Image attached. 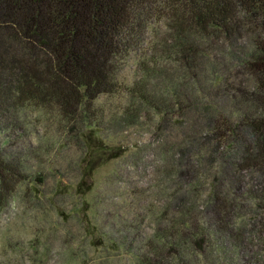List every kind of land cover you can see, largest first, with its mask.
Listing matches in <instances>:
<instances>
[{
  "label": "trees",
  "instance_id": "1",
  "mask_svg": "<svg viewBox=\"0 0 264 264\" xmlns=\"http://www.w3.org/2000/svg\"><path fill=\"white\" fill-rule=\"evenodd\" d=\"M156 23V44L140 62L147 83L132 91L160 115V132L176 119L177 218L170 240L148 241L138 263L207 264L209 245L219 254L222 239L255 236L264 217V0H0V107L32 100L77 126L85 151L75 191L86 194L95 169L126 147L109 146L81 116L118 91L122 59ZM154 78L165 94L154 96ZM163 95L171 100L158 102ZM10 172L0 156V183Z\"/></svg>",
  "mask_w": 264,
  "mask_h": 264
},
{
  "label": "rangeland",
  "instance_id": "2",
  "mask_svg": "<svg viewBox=\"0 0 264 264\" xmlns=\"http://www.w3.org/2000/svg\"><path fill=\"white\" fill-rule=\"evenodd\" d=\"M158 26L150 25L139 49L122 59L118 91L101 94L81 116L109 146L126 147L95 169L86 194L75 191L85 151L77 126L54 106L32 100L9 111L0 107V156L16 173L0 183V264H139L148 241L170 240L177 218L171 171L176 119L160 132V115L132 91L147 83L140 62L150 57ZM163 84L154 78L148 87L158 96L165 94ZM218 102L233 108L230 100ZM255 223V236L224 238L219 254L209 245L204 262L264 264V217Z\"/></svg>",
  "mask_w": 264,
  "mask_h": 264
}]
</instances>
